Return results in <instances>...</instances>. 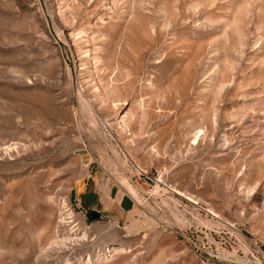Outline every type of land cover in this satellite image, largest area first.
Instances as JSON below:
<instances>
[{"label":"rangeland","instance_id":"1","mask_svg":"<svg viewBox=\"0 0 264 264\" xmlns=\"http://www.w3.org/2000/svg\"><path fill=\"white\" fill-rule=\"evenodd\" d=\"M0 264H264V0H0Z\"/></svg>","mask_w":264,"mask_h":264},{"label":"water","instance_id":"2","mask_svg":"<svg viewBox=\"0 0 264 264\" xmlns=\"http://www.w3.org/2000/svg\"><path fill=\"white\" fill-rule=\"evenodd\" d=\"M72 201L73 204L76 205V191H74L72 194ZM88 218L90 221H98L101 219V214L97 211H90L88 213Z\"/></svg>","mask_w":264,"mask_h":264}]
</instances>
